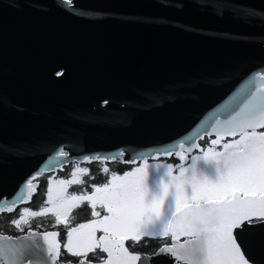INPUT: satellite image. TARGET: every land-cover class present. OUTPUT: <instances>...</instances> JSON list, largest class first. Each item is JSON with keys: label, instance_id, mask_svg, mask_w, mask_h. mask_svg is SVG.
<instances>
[{"label": "water", "instance_id": "water-1", "mask_svg": "<svg viewBox=\"0 0 264 264\" xmlns=\"http://www.w3.org/2000/svg\"><path fill=\"white\" fill-rule=\"evenodd\" d=\"M261 74L264 0H0V208L28 204L16 196L27 179L88 157L179 158L178 143L215 136L210 126ZM50 231L0 237L28 245ZM239 243L264 264V228ZM24 252L44 264L40 250Z\"/></svg>", "mask_w": 264, "mask_h": 264}, {"label": "snow or ice", "instance_id": "snow-or-ice-1", "mask_svg": "<svg viewBox=\"0 0 264 264\" xmlns=\"http://www.w3.org/2000/svg\"><path fill=\"white\" fill-rule=\"evenodd\" d=\"M242 96L228 117L210 126L215 139L200 149L201 154L189 157L200 146L193 142L186 148L178 143L175 155L180 164L149 165L144 159L142 167L122 175L112 172L106 182L72 193L71 186L86 185L84 177L97 178L88 167L77 164L68 179L49 178L45 206L24 207L12 223L23 231L22 225L31 218L50 215L53 227L64 226L66 242L61 244L59 231L32 233L26 238L31 243L19 246L9 243L11 237H0L4 241L0 264H32L31 258L25 259L28 248L40 250L44 264H145L147 257L130 251L145 237L170 239L153 255L167 254L183 264H253L239 236L249 227L264 228V74L254 88L242 90ZM86 159L91 163L100 157ZM102 172L109 173V168L103 167ZM36 179L25 181L22 190L27 200L18 192L19 203L32 201L40 187L33 183ZM89 206L94 219L69 227L74 210ZM15 211L12 204L0 208V213ZM37 235L43 245L34 239ZM126 242L130 243L126 246Z\"/></svg>", "mask_w": 264, "mask_h": 264}, {"label": "trees", "instance_id": "trees-1", "mask_svg": "<svg viewBox=\"0 0 264 264\" xmlns=\"http://www.w3.org/2000/svg\"><path fill=\"white\" fill-rule=\"evenodd\" d=\"M79 164L81 167H88L90 170V175L96 176V180H90L89 177H84L86 181V185H74L69 188L71 192L77 191L79 192L81 189L85 188L87 185L96 183V182H101L103 180H106L109 178L108 174H105L102 172L103 167L107 166L109 170L112 172L117 170L121 171V166L120 163L118 162H105V161H94L91 163H77V162H71L63 167L62 170L56 171L60 176H67L69 174L70 169L73 168V166H76ZM116 165V167H115ZM126 165V164H125ZM124 168V166H122ZM117 174V173H116ZM47 175L49 173H42L37 177V180L39 181V188L37 189V193L32 197V201L28 202L27 205H21L16 208V211L13 213H7V212H2L0 214V233L1 234H12V235H17L18 233L25 232L29 228H33L36 230L44 231V230H49V229H57L61 233H64V226L59 225L56 227H53L54 223V217L52 216H47V217H36V218H31L30 223L28 225H23V231L21 230H12L10 228V224L12 223L13 219H16L18 217L17 212H19L21 209L24 207H29L32 210H39L40 207L45 206L44 201H45V187H46V181H47ZM91 191V189H88ZM80 209L74 210L72 216L75 217L72 219V223L69 225L75 226L77 223H84L87 221L90 217L87 216L88 214L90 215V212L86 214L84 218L78 217V213L80 212ZM103 213V212H102ZM150 239L152 240L153 238H147L145 237L143 240ZM141 244V243H140ZM142 245V250L145 252L149 251V248L146 246H150L149 243L141 244ZM145 247V248H144Z\"/></svg>", "mask_w": 264, "mask_h": 264}, {"label": "flooded vegetation", "instance_id": "flooded-vegetation-1", "mask_svg": "<svg viewBox=\"0 0 264 264\" xmlns=\"http://www.w3.org/2000/svg\"><path fill=\"white\" fill-rule=\"evenodd\" d=\"M212 139H215V136H204L203 137V139H201V140H199V146H200V148L199 149H195L190 155H189V157L191 156V155H199V154H201L200 153V149H206L208 146H209V144H210V142H211V140ZM226 139L227 140H231V139H233V137H226ZM219 150V149H218ZM158 160H160V159H158ZM165 161H163L164 162V164H166V163H172V164H180L181 163V161L179 160V158H176V157H174L173 155L172 156H169L167 159H164ZM147 161H154V160H147ZM160 161H162V160H160ZM188 162H190V161H186V162H184L185 164H187ZM139 163V162H138ZM137 164V163H136ZM120 166L122 167V166H124V168L125 169H128L130 166H134V165H125V164H120ZM130 170H132V169H130ZM130 170H126V171H130ZM125 171V172H126ZM124 173V172H123ZM117 174H119V173H117ZM173 174L175 175V174H177L176 172H175V170H174V172H173ZM119 175H122V174H119ZM89 208H90V206H89ZM104 213H102V215H103ZM89 219L88 220H90V219H93L92 217H91V209H90V215H89ZM87 220V221H88ZM57 231H59V230H57ZM60 232V231H59ZM22 233H24V232H22ZM98 235H99V233H98ZM66 237V233L64 232V233H61L60 232V242H61V244H63L65 241H64V238ZM147 238H150V237H147ZM181 240H183V239H181ZM145 241H148V243H149V245L150 246H146V247H148L149 248V251L148 252H145V251H143L142 250V245L141 244H143V243H145ZM128 243H130V242H126V246H127V244ZM141 244L140 245H138L137 247H135L134 249H132V248H130V251H133V252H135V253H144V254H147V255H151V254H153L155 251H156V249L157 248H159V247H162L163 245H165V243H168V244H170L171 243V241H170V239H168V238H159V240H157L156 238H153L152 240H150V239H146V240H142L141 242H140ZM145 248V247H144ZM61 251L63 252L64 250H63V248L61 249Z\"/></svg>", "mask_w": 264, "mask_h": 264}, {"label": "rangeland", "instance_id": "rangeland-1", "mask_svg": "<svg viewBox=\"0 0 264 264\" xmlns=\"http://www.w3.org/2000/svg\"><path fill=\"white\" fill-rule=\"evenodd\" d=\"M164 159H167V158H166V157H165V158H161L160 160H162V161H160V160L148 161V163H149V165H154V164H164V162H163V161H165ZM143 163H144V160H141V161H139V163H137V164H130V165H134V166H130L128 169H125V168L121 167V171H117V170H115V171H113V172H116V173H119V174H123V172H125L126 170L133 169V168H135V167H137V166L142 167V166H143ZM75 167H76V166H73V168L70 169L69 174H68L67 176H60L58 173H56V171H60V170H62V169H60V170H55V171L49 173V175H47V180H48L49 178H51V179H53V180H55V179H68V178H70V172H71L72 170H75ZM115 167H116V165H115ZM130 171H131V170H130ZM40 174H42V173H40ZM40 174H36L35 176H38V175H40ZM107 174H108V176H109V178H110V176H111V174H112V171L109 170V173H107ZM95 180H96V179H95ZM95 180H94V181H95ZM34 181L38 182V185H39V181H38L37 179L34 180ZM106 181H107V179H106V180H103V181H101V182H96L95 184H101V183H104V182H106ZM45 189H46V187H45ZM69 193H72V192L69 190ZM45 200H46V192H45ZM88 212H90V208H89V207H87L85 210H81V211L78 213V217L84 218ZM87 216H89V214H88ZM91 217H92V216H91ZM18 218H19V216H18L16 219H18ZM92 218L94 219V217H92ZM85 222H87V221H85ZM85 222H84V223H85ZM22 227H24V226L22 225ZM10 228H12V230H18V231L20 230V229H17V228L14 226L13 223L10 224ZM29 229H30V230H33V228H29ZM29 229H28V230H29ZM35 230H36V229H35ZM18 234H19V233H18ZM64 241L66 242V237L64 238Z\"/></svg>", "mask_w": 264, "mask_h": 264}]
</instances>
